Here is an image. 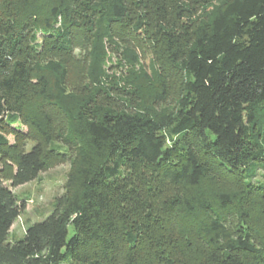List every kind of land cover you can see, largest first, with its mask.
Instances as JSON below:
<instances>
[{"label":"trees","instance_id":"16d2710c","mask_svg":"<svg viewBox=\"0 0 264 264\" xmlns=\"http://www.w3.org/2000/svg\"><path fill=\"white\" fill-rule=\"evenodd\" d=\"M0 1V264H61L68 259L175 264L176 254L193 257L194 264H264L252 237L244 230L232 234L228 227L229 217L244 214L238 206L241 197L214 192L215 207L205 194L195 193L209 180L226 182L242 196L258 192L245 184L241 169L253 151L254 109L264 105V0H229L181 48L171 41L184 78L174 113L159 118L110 111L98 117L78 115L67 138L74 142L76 156L65 195L50 215L13 243L6 239L22 208L12 189L34 181L49 157H59L45 131L28 152L8 144L4 135L15 132L4 115L26 120L35 93L28 33L41 21V30H56L59 40L67 37L69 22L75 30L80 25L59 1L49 7L50 16H39L35 0ZM99 1V21L125 16V0ZM45 68L64 83L59 63L50 61ZM259 191L264 197V190ZM174 230L175 245L165 241L170 248L157 249L154 240Z\"/></svg>","mask_w":264,"mask_h":264},{"label":"rangeland","instance_id":"374dc122","mask_svg":"<svg viewBox=\"0 0 264 264\" xmlns=\"http://www.w3.org/2000/svg\"><path fill=\"white\" fill-rule=\"evenodd\" d=\"M58 1L70 10L71 20L78 22L80 29L75 30L68 21L67 37L57 40L56 30H41V21L35 29L31 27L26 46L35 93L26 120L14 114L4 115L9 129L15 131L4 135L8 144L28 152L40 140L41 131H45L52 137L51 145L58 148L59 157H49L45 170L34 181L12 189L22 209L7 243L22 239L27 228L50 215L58 199L65 195L76 156L74 142L67 138H71V125L78 122V115L98 117L110 111L159 118L176 111L183 96L184 78L171 41L177 40L181 48L229 0H169L167 4L162 0H125V16L110 23L99 21L98 10L103 7L99 0H35L33 6L39 16H48L49 7ZM163 4L167 9H163ZM50 61L59 63L64 70V83L60 84L59 76L45 68ZM254 116L250 126L251 160L241 170L245 184L257 194L242 196L237 188L217 180L207 181L195 193L205 194L215 207L218 202L214 192L228 191L236 199L240 196L238 206L244 214L229 217L228 227L232 234H239L240 230L248 233L251 244L264 255V197L259 191L264 190V105L254 109ZM167 145L173 146L171 137ZM176 233L178 230L163 231L164 237L154 240L157 249H169L165 241L175 245ZM175 260V264H194L193 257L186 259L176 254ZM61 264L81 262L68 259Z\"/></svg>","mask_w":264,"mask_h":264}]
</instances>
